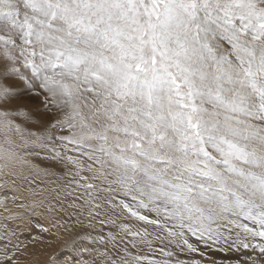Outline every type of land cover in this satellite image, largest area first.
<instances>
[{"label":"snow or ice","instance_id":"snow-or-ice-1","mask_svg":"<svg viewBox=\"0 0 264 264\" xmlns=\"http://www.w3.org/2000/svg\"><path fill=\"white\" fill-rule=\"evenodd\" d=\"M188 234L264 264V0H0V264Z\"/></svg>","mask_w":264,"mask_h":264},{"label":"rangeland","instance_id":"rangeland-1","mask_svg":"<svg viewBox=\"0 0 264 264\" xmlns=\"http://www.w3.org/2000/svg\"><path fill=\"white\" fill-rule=\"evenodd\" d=\"M129 222L139 226L137 224V222L134 221V220L133 221H129ZM50 239L52 240L53 247L45 248V247H42V246H37V248L28 257L30 264H44V261H46V260H48L50 258L51 253L56 248L60 247L64 243V241H62L60 239H57V238H50ZM188 239H189V243H191L195 248L198 249V251L194 252L195 259H198V260H200L201 262H203L205 264H213V262H215L209 256H207L205 254L204 255L202 254V253H204L205 250H207V249H209L211 247V245L213 244L211 241L205 242L204 240H201V239H199L196 236H191V234H188ZM156 243L159 244V242H156ZM183 247L185 248L186 246H183ZM200 248H201V250H200ZM199 251H200V253H199ZM231 252L232 253L226 252V254H225L223 252V249L219 248L217 250V256L218 257L220 256L219 257L220 259L222 257L223 258L222 260H226L225 258H227V260H229V259H231L232 261L234 260L235 263L232 262V264L233 263L236 264V260L240 257V255L237 252H234V250L231 251ZM232 255H234V256H232ZM182 260H185V259L183 258ZM216 263L217 262H215V264ZM226 264H228V263H226Z\"/></svg>","mask_w":264,"mask_h":264},{"label":"bare ground","instance_id":"bare-ground-1","mask_svg":"<svg viewBox=\"0 0 264 264\" xmlns=\"http://www.w3.org/2000/svg\"><path fill=\"white\" fill-rule=\"evenodd\" d=\"M210 243V242H209ZM202 247V246H201ZM210 247V246H209ZM168 248L169 249H171L175 254H176V256L179 258V259H185V260H188V261H191V260H198V259H195V254H194V252H189L188 251V249L185 247H183L182 245H176V244H171V245H168ZM219 248H221L220 246H218V245H215V244H212L211 245V247L209 248V249H207V250H205L204 251V253H202L203 255L205 254V255H207V256H209L210 258H212L215 262H217L216 264H220V262L221 261H224L225 262V264L226 263H228V264H232V262H234L235 263V261L233 260H231V259H229V260H227L226 258V260H222L223 258L221 257V259L217 256V250L219 249ZM222 249V248H221ZM200 250H201V248H200ZM46 252V251H45ZM221 252V251H220ZM223 252L226 254V252L223 250ZM235 252V251H234ZM199 253H200V251H199ZM230 253H232V252H230ZM224 254V255H225ZM239 254V253H238ZM240 255V254H239ZM232 256H234V255H232ZM198 257V256H197ZM160 258H163V257H160ZM203 259V258H202ZM200 261V260H199ZM237 261V260H236ZM233 263V264H234ZM202 264H205V263H203L202 262Z\"/></svg>","mask_w":264,"mask_h":264}]
</instances>
